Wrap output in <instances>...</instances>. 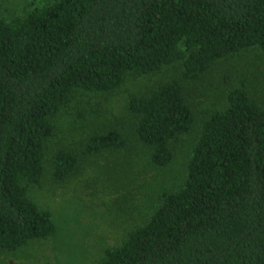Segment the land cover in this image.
Wrapping results in <instances>:
<instances>
[{
	"label": "trees",
	"instance_id": "trees-1",
	"mask_svg": "<svg viewBox=\"0 0 264 264\" xmlns=\"http://www.w3.org/2000/svg\"><path fill=\"white\" fill-rule=\"evenodd\" d=\"M264 52V0H52L0 15V253L56 232L30 195L47 162L58 181L85 157L142 149L167 167L195 134L180 187L100 264H264V99L241 80L199 116L185 81L245 51ZM159 80L129 99L131 134L98 129L49 156L57 118L81 93L108 94L128 75Z\"/></svg>",
	"mask_w": 264,
	"mask_h": 264
},
{
	"label": "rangeland",
	"instance_id": "rangeland-1",
	"mask_svg": "<svg viewBox=\"0 0 264 264\" xmlns=\"http://www.w3.org/2000/svg\"><path fill=\"white\" fill-rule=\"evenodd\" d=\"M52 0H0V15L10 17ZM181 77L175 64L157 75L130 74L122 86L108 94L81 93L57 118L58 130L50 140L49 156L60 145L81 147L97 131L117 126L131 134L129 99L159 80ZM264 99V52L245 51L216 63L205 76L185 81L188 98L199 116L226 104L227 92L241 80ZM195 134L179 146L167 167L152 165L142 149L128 147L85 157L68 179L58 181L47 162L41 186L30 195L51 211L56 232L33 240L14 252L0 253V264H100L105 251L123 242L136 226L144 224L163 192L180 187L186 176V156Z\"/></svg>",
	"mask_w": 264,
	"mask_h": 264
}]
</instances>
